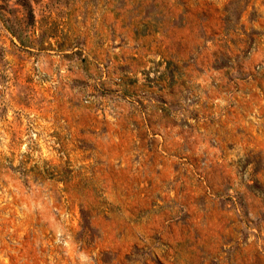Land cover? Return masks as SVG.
Segmentation results:
<instances>
[{"label": "rangeland", "instance_id": "1", "mask_svg": "<svg viewBox=\"0 0 264 264\" xmlns=\"http://www.w3.org/2000/svg\"><path fill=\"white\" fill-rule=\"evenodd\" d=\"M27 1L0 264H264V0Z\"/></svg>", "mask_w": 264, "mask_h": 264}, {"label": "trees", "instance_id": "2", "mask_svg": "<svg viewBox=\"0 0 264 264\" xmlns=\"http://www.w3.org/2000/svg\"><path fill=\"white\" fill-rule=\"evenodd\" d=\"M13 3H17L21 8L26 18L25 22L30 21L32 18V10L27 0H13ZM10 8L9 0H0V15L3 17V12H6ZM5 28L11 32L20 42L22 41L24 28L22 24H11L3 20Z\"/></svg>", "mask_w": 264, "mask_h": 264}]
</instances>
